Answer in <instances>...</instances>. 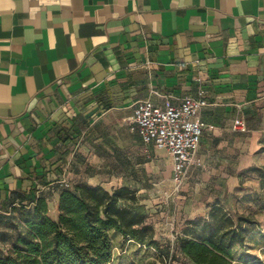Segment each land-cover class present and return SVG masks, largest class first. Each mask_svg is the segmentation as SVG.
I'll return each mask as SVG.
<instances>
[{
  "label": "crops",
  "instance_id": "0c3cea01",
  "mask_svg": "<svg viewBox=\"0 0 264 264\" xmlns=\"http://www.w3.org/2000/svg\"><path fill=\"white\" fill-rule=\"evenodd\" d=\"M200 86L198 157L233 183L264 162V0H0V208L36 189L57 217L65 186L129 185L166 151L131 130L136 103Z\"/></svg>",
  "mask_w": 264,
  "mask_h": 264
},
{
  "label": "trees",
  "instance_id": "16d2710c",
  "mask_svg": "<svg viewBox=\"0 0 264 264\" xmlns=\"http://www.w3.org/2000/svg\"><path fill=\"white\" fill-rule=\"evenodd\" d=\"M252 169L264 182V167ZM135 201V189L128 185L109 189L78 182L61 189L55 217L49 195L36 189L21 192L0 209V218L11 221L15 230L7 249H0V264H112L117 234L126 243L154 248L167 260L151 216ZM219 211L215 207L209 219L189 221L185 234L177 237L178 249L194 264H263L258 255L244 251L239 260L234 257L237 246L264 235L262 223L255 215L238 213L234 218L224 212L218 216ZM7 238L6 233L0 236L3 242Z\"/></svg>",
  "mask_w": 264,
  "mask_h": 264
},
{
  "label": "rangeland",
  "instance_id": "374dc122",
  "mask_svg": "<svg viewBox=\"0 0 264 264\" xmlns=\"http://www.w3.org/2000/svg\"><path fill=\"white\" fill-rule=\"evenodd\" d=\"M147 160L150 164L139 167L136 171L138 178H131L128 186L135 189L134 204L151 216L156 236L163 249L168 252L169 258L161 259L154 248H140L135 243H126L123 236L118 234L114 236L115 258L112 264H194L177 247V237L185 234L189 221L209 219L215 207L221 209L217 212L218 216L224 212L234 218L238 213L254 215L264 208V182L260 172L252 169L255 166L264 167V162L241 169L233 183H227L223 181L224 177L219 179L213 173L212 176L205 175V167L193 166L189 178L177 189L172 180L173 160L167 150L157 155L155 152ZM115 185L109 189L115 188ZM54 202L51 198L52 215ZM12 225L11 221L0 218V236L6 233L8 237L6 242L0 239V249L6 250L9 246L10 237L15 233ZM261 235L257 239L248 240L245 247L237 246L235 259L239 260V253L244 251L258 255L264 264V247L260 248L264 235Z\"/></svg>",
  "mask_w": 264,
  "mask_h": 264
},
{
  "label": "built area",
  "instance_id": "2783aa9c",
  "mask_svg": "<svg viewBox=\"0 0 264 264\" xmlns=\"http://www.w3.org/2000/svg\"><path fill=\"white\" fill-rule=\"evenodd\" d=\"M209 104L207 91L200 86L196 95H186L178 103L167 101L160 105L151 99H141L135 105L131 130L141 136L148 154L152 144L169 152L173 160L172 180L177 189L189 178L193 166H204L198 152L210 125L200 114ZM234 129L247 131L246 121L236 119ZM62 181H67L66 176Z\"/></svg>",
  "mask_w": 264,
  "mask_h": 264
}]
</instances>
